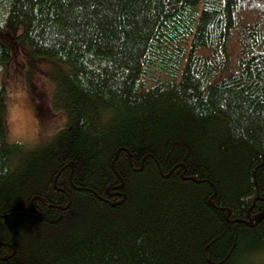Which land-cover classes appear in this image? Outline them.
<instances>
[{"label":"trees","instance_id":"16d2710c","mask_svg":"<svg viewBox=\"0 0 264 264\" xmlns=\"http://www.w3.org/2000/svg\"><path fill=\"white\" fill-rule=\"evenodd\" d=\"M6 31L0 264L264 253V0H0ZM8 40L48 62L68 117L28 152L5 140Z\"/></svg>","mask_w":264,"mask_h":264},{"label":"clouds","instance_id":"9594fccd","mask_svg":"<svg viewBox=\"0 0 264 264\" xmlns=\"http://www.w3.org/2000/svg\"><path fill=\"white\" fill-rule=\"evenodd\" d=\"M42 71H48L42 69ZM3 74H0V86H2ZM34 83L44 97L43 102L51 109L57 96L55 82L44 78L34 77ZM6 105L2 119L6 126V142L21 152H28L37 144L44 141H52L68 122L67 114L62 111H53L52 116L41 121L33 103L31 90L24 76L8 84L6 91ZM110 111L101 113V121L106 123L111 119ZM264 253L254 254L249 264H257L258 257ZM237 264H244L243 261Z\"/></svg>","mask_w":264,"mask_h":264},{"label":"rangeland","instance_id":"374dc122","mask_svg":"<svg viewBox=\"0 0 264 264\" xmlns=\"http://www.w3.org/2000/svg\"><path fill=\"white\" fill-rule=\"evenodd\" d=\"M10 31L9 28H5ZM8 32L6 31L5 33H1L0 38L5 40L8 37ZM8 44L11 47V52H12V58L10 59V62L6 68V75H5V91L8 86V84L14 82L21 76H24V78L27 81V85L31 90V94L33 96V103L35 104V109H36V114L38 118L41 121L47 120L52 116L53 110L52 108L50 109L44 102V97L41 94L40 90L37 88V84L34 83V77L38 78L40 80L44 78H48L50 80L51 77L49 74H46V71H42V69H48L49 64L47 61L43 59H38V58H30L27 53L24 50H20V47H18L15 43H10ZM51 68L54 70H57V65L56 63L52 62L51 63ZM54 67V68H53ZM53 81V80H52ZM5 94V93H4ZM6 96L3 98V113L5 111V105H6ZM6 127V126H5ZM64 128V127H63ZM6 134V130H5ZM46 142V141H44ZM43 143V142H41Z\"/></svg>","mask_w":264,"mask_h":264},{"label":"water","instance_id":"95a60500","mask_svg":"<svg viewBox=\"0 0 264 264\" xmlns=\"http://www.w3.org/2000/svg\"><path fill=\"white\" fill-rule=\"evenodd\" d=\"M121 187H122V186H120L119 188H121ZM106 192L108 193V190H107ZM210 202H211V201H209V205L212 206V204H211ZM260 219H261V217H260L259 215H257V216L255 217V219H250L249 224H247V225H248V226H254L255 223H257V222L260 221Z\"/></svg>","mask_w":264,"mask_h":264},{"label":"bare ground","instance_id":"6f19581e","mask_svg":"<svg viewBox=\"0 0 264 264\" xmlns=\"http://www.w3.org/2000/svg\"><path fill=\"white\" fill-rule=\"evenodd\" d=\"M69 166L72 167V164H69ZM121 189H122V188H121ZM124 198H125V196H124ZM38 219L41 220V215H39V218H38ZM250 219H252V218H250V217L248 218V223H247V224H249ZM254 219H255V218H254ZM257 223H258V222H257ZM257 223H255V225H256ZM255 225H254V226H255ZM249 227H253V226H249Z\"/></svg>","mask_w":264,"mask_h":264}]
</instances>
